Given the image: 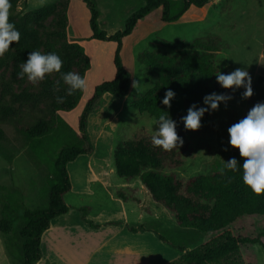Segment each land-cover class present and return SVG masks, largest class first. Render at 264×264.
<instances>
[{"label": "rangeland", "instance_id": "obj_1", "mask_svg": "<svg viewBox=\"0 0 264 264\" xmlns=\"http://www.w3.org/2000/svg\"><path fill=\"white\" fill-rule=\"evenodd\" d=\"M61 1L65 5L67 1V8L74 7L72 0ZM98 1V8L103 13L102 20L104 21L101 27L109 34L122 29L129 12L140 7V0ZM65 5L57 8L50 17L40 22L38 29L43 38L54 31H63L60 22L64 19L63 15L66 14ZM73 10H76L79 15V31L85 33L86 25L81 16V9L75 7ZM23 12H25V2L20 0L15 13L19 15ZM180 21L179 23L161 22L160 9L157 8L145 20L139 22L134 31L123 39L120 50L122 62L130 71L132 81L135 79L141 83L140 91L137 92L131 88L127 100L147 94L157 87L155 78L150 80L144 78L142 66L137 62L135 56L138 52L161 48L160 38L177 40L180 43L191 41L196 37L219 38L221 48L211 61L217 72L227 74L236 68H244L251 76V87L256 84L258 76L264 77L262 48L264 0H209L202 7L191 6V9L185 12V16ZM156 28L158 29L156 32L147 34L149 30H156ZM55 41L57 44L62 42L57 38ZM92 50L95 51V48ZM98 51L96 49L95 52ZM81 67L82 61L74 62L71 72L79 73ZM11 72V66L0 72V90L2 81L9 80ZM176 72L177 69L172 72V83L177 81ZM216 74L210 83V90L193 104L197 107H207L203 104V98L213 92L230 95L232 99L226 104L221 103L218 110L208 111L206 116L201 118V127L197 131L185 130L184 125L176 121L177 134L183 139V144L178 148L167 153L155 154L154 149L157 147L152 145L150 133L151 127L153 131L157 130L158 126L152 125L155 118L144 111L128 106L125 107L122 114L124 120L114 135L112 151L118 142H127L136 152L152 155L158 160L157 171L166 174L172 173L178 187H181L190 177L196 178L217 173L226 160L230 146L227 129L244 118L256 103L250 102L249 98H242L244 91L242 87L235 90L222 88L216 82ZM46 77L56 80L55 73L48 74ZM16 78L17 81L13 83L15 92H19L23 88H27L31 92L41 90L42 81L34 85L28 81L26 76L23 79L18 76ZM95 80L96 76L91 73L88 76V84H92ZM66 87L68 86L66 85ZM107 109H110V105L103 106L97 113L98 117L101 118ZM58 111L52 109L49 99H44L36 107L20 106L16 117L10 122L1 124L7 140L0 143V219L5 214L13 216L15 227L19 225L23 208L43 209L47 207L46 180L50 175L54 153L58 149L57 144L50 141L43 143L40 152L31 149L28 141L23 138L18 129H27L38 118H45L50 121V129L53 130L57 115H59ZM128 113H131L130 118ZM225 149L227 150L225 151ZM111 163L114 164L113 158ZM133 181L138 183L139 179L135 178ZM99 190L101 193L94 200L84 199V203H77L75 206H87L92 212H97L103 207L113 206L114 202L105 194L106 189L100 188ZM205 195L204 191L193 192L191 200L204 205L208 212L212 202L206 200ZM128 205L139 210V221L135 223L137 226L154 230L171 246L191 249L203 244L218 232L196 234L190 229L178 227L174 214L152 200L149 192L142 188L137 200L128 203ZM79 213L80 211L77 209L76 212L70 214L68 219L74 218L75 215L77 217ZM15 227L8 234L0 233V264H21L20 240ZM229 227L235 235L250 237L261 235L260 239L264 245V215L242 216ZM79 234H87V248L90 246L91 250L93 246V248L97 247V250L91 255L89 264H166L178 259L181 255L180 252L172 248L167 247L169 250H163L164 248L158 242L150 238H131L124 235L108 237L105 233L90 234L75 227L56 233L54 242L49 238V246L57 250L61 236ZM257 246H259L258 249ZM40 247L44 254L48 250L47 242L43 240ZM239 255L248 264H264V250L259 244H241ZM49 256V262L53 260L60 264L61 258L56 254V251L49 252ZM176 264L186 263L179 261Z\"/></svg>", "mask_w": 264, "mask_h": 264}, {"label": "trees", "instance_id": "obj_2", "mask_svg": "<svg viewBox=\"0 0 264 264\" xmlns=\"http://www.w3.org/2000/svg\"><path fill=\"white\" fill-rule=\"evenodd\" d=\"M89 10L90 39L102 41H114L116 50L113 63L115 76L111 80L98 83L86 101L78 118V131L74 132L69 125L57 115L56 125L50 129V121L38 118L29 128L18 129V132L28 141L31 149L40 152L45 141H50L58 146L54 153L50 167V175L46 180L47 207L22 209L19 225L15 227V220L11 215H3L0 219V233L8 234L14 227L20 240L21 264H37L42 255L41 235L48 228L51 219L66 213L69 210L64 200V195L70 190V181L66 170V164L74 160L80 154H90L92 144L86 132V119L88 114L95 109L100 102L102 94L108 92L118 99H123L131 87V73L124 66L120 50L123 39L130 35L137 24L145 20L155 9H160V21L163 23L176 22L190 6L202 7L209 0H144V4L130 13L125 19L122 29L108 34L100 27L98 18L100 10L96 0H81ZM20 0H10L9 22L14 24L20 33L18 43L10 45L9 50L0 57V72L10 66L12 72L9 80H3L0 90V143L7 140L1 124L10 122L18 115V108L22 105L38 106L44 99H49L53 110H70L75 107L82 91L77 90L72 95H66L67 87L61 79V73L72 70L74 62L82 61L79 74L84 77V72L89 66V60L84 49L78 42L68 41L65 28L67 15H63L60 22L63 31L49 33L42 37L38 29L41 21L50 17L53 12L65 5L61 0L46 3L40 7L27 10L16 15L15 9ZM25 2V0H24ZM67 10V1H66ZM62 42L57 44L55 39ZM161 48L151 51L138 52L136 60L143 69L146 80L155 78L157 87L147 94L133 98L129 105L148 113L155 119L162 112H166L171 119L182 123L181 117L185 116L187 109L200 99L211 88L217 69L211 64L216 53L221 48L219 38L196 37L191 41L180 43L177 40L159 39ZM264 53V39L262 41ZM31 51H40L43 54L55 52L63 60L60 73H55L56 80L45 78L42 81L41 90L31 92L23 88L15 92L13 83L17 81L20 72V64L27 60ZM177 69L176 83H172V72ZM57 81H59L57 91ZM175 92V98L170 100L171 107L167 108L161 101L167 90ZM253 95L249 98L252 103L264 102V77L258 76L256 84L252 87ZM64 97L63 103H57L56 97ZM17 104V107H15ZM207 112L203 115L205 117ZM183 124V123H182ZM52 131V132H51ZM52 133V134H51ZM157 147L155 154L167 153ZM236 158L240 165L243 159L239 150L229 146L225 162L230 158ZM115 172L118 177L125 180L138 178L141 184L149 192L152 200L162 205L166 210L174 214L178 227L190 229L196 234L218 231L210 239L201 245L191 249L182 246L169 245L161 235L156 234L166 245L180 252L178 259L166 264H176L183 261L186 264H248L239 255L241 244L264 245L261 235L255 237L235 235L229 227L236 219L252 214L264 215V195H255L242 181V169L232 172L225 169L221 174V168L217 173L202 177H190L181 187H178L172 173L158 172V160L150 154L136 152L129 143L118 142L112 151ZM231 178V180H229ZM206 192L205 199L212 202L208 212L204 205L192 201L193 192ZM81 219L90 227L98 228L103 225L122 224L120 221H110L95 224L86 218L87 206L79 207ZM127 229L131 232L142 231V226Z\"/></svg>", "mask_w": 264, "mask_h": 264}, {"label": "crops", "instance_id": "obj_3", "mask_svg": "<svg viewBox=\"0 0 264 264\" xmlns=\"http://www.w3.org/2000/svg\"><path fill=\"white\" fill-rule=\"evenodd\" d=\"M53 1L56 0H45L44 4ZM96 3L97 7H99L98 0H96ZM72 4L74 7L71 9L69 7L66 10L67 21L65 33L68 41L78 42V44L83 47L84 52L88 57L89 66L84 72V76H86L87 80L91 73L96 76V80L92 84H88L87 89L82 91L80 99L74 108L71 110L58 111L59 116L74 132H77L79 115L81 114L86 101L91 96L94 87L102 81L113 79L115 76L113 58L116 50V43L114 41L90 39L91 30L88 23V8L81 0H72ZM143 4L144 0H140V6ZM40 6H42L40 0H25V11ZM75 7L81 9V16L86 25L85 33H81L78 29L79 15L76 10H73ZM189 9H191V6ZM184 16L185 13L180 20ZM102 18L103 13L100 9V16L98 18L100 27L104 22ZM180 20L175 23L181 22ZM157 30V28L156 30L151 29L147 34L150 35ZM93 48H95V51L96 49L99 51L95 52L92 50ZM131 88L132 87H130L129 92L131 91ZM127 95L123 99H118L112 94L105 92L102 94L100 102L95 109L88 114L86 119V132L93 147L92 152L90 154H80L74 160L69 161L66 164V170L70 181V190L64 195V200L66 204H68L69 210L64 214L51 219L48 228L42 233L41 243L43 240L47 242L48 250L44 252V254L42 253L37 264L56 263V261H53L52 259V261L49 262V252L53 251H56V254L61 258L60 264L90 263L91 255L97 250V247L93 248V246L91 250L89 248L90 246L87 248V234L61 236L58 241L60 247L57 246V250H54L49 246V238L50 241L52 240L54 242V236L56 233L72 227L83 229L90 234L105 233L108 237L117 235H124L131 238L146 237L158 242V244L164 248L163 250H169L171 248L169 245H166L158 239L154 230L144 228L142 231L131 232L127 229L128 226L137 227V224L135 223L139 221V210L136 207L128 205V203L137 200L141 188L147 191L140 181L134 183V179L125 180L118 177L115 172L114 164L111 163L114 135L124 120L122 114L125 107L130 106L129 103L132 100H127ZM107 105H110V109H107L105 114L99 118V114L97 113L103 106L106 107ZM130 114L131 113H128L129 118L131 117ZM100 188L106 189L105 194L112 202H114V204L111 207L100 208L97 212H92V210L88 208L86 218L95 224L110 221H120L122 224H108L98 228H92L81 219V213H79V216L77 215V217L75 215L74 218L68 219L70 214L79 209L80 206H75L77 203H84V199H88V201L91 199L94 200V198L98 197L101 193L99 190Z\"/></svg>", "mask_w": 264, "mask_h": 264}, {"label": "clouds", "instance_id": "obj_4", "mask_svg": "<svg viewBox=\"0 0 264 264\" xmlns=\"http://www.w3.org/2000/svg\"><path fill=\"white\" fill-rule=\"evenodd\" d=\"M41 5L45 0H40ZM10 0H0V57H2L13 43H18L20 33L14 24L9 22ZM63 67V60L55 52L43 54L40 51H31L27 60L20 66L21 70L17 74L18 78L25 76L32 84H38L45 79V76L52 73H60ZM61 79L68 86L66 95H72L75 91L86 90L88 80L79 73H61ZM216 82L224 89L244 88L242 98L247 99L253 95L251 87V76L244 68H236L234 71L223 74L217 72ZM59 81H57L58 91ZM131 87L137 92L141 89V83L133 80ZM175 98V92L167 90L161 103L167 108L171 107L170 100ZM230 95L217 94L215 92L203 98V104L207 107H197L195 104L187 109V114L181 117L185 130L197 131L201 127V118L208 111L218 110L221 103L231 100ZM57 103H63L64 97L57 96ZM152 125H157V130L150 128L151 143L154 147H159L164 151H171L183 144V139L178 136L176 131V121L170 118L166 112L152 121ZM229 145L238 149L243 164L240 165L236 158H230L224 162L221 174L225 169L236 172L242 169L243 184L250 188L253 194L264 195V102L256 103L238 122L231 125L228 129ZM227 149H225L226 151ZM231 180V178H229ZM259 246H257V249Z\"/></svg>", "mask_w": 264, "mask_h": 264}]
</instances>
